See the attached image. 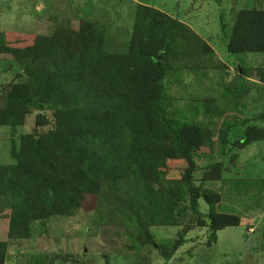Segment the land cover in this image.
I'll return each mask as SVG.
<instances>
[{"label":"rangeland","instance_id":"374dc122","mask_svg":"<svg viewBox=\"0 0 264 264\" xmlns=\"http://www.w3.org/2000/svg\"><path fill=\"white\" fill-rule=\"evenodd\" d=\"M142 9L152 12L141 16ZM87 23L101 32V55L115 59L121 69L117 81L123 95L131 92L130 83L149 67L146 53L139 52V38L154 37L156 32L164 35V26L172 25L167 42L174 44L161 60L164 74L155 88L151 105L155 103L156 111L147 129L158 137L194 125L204 135L201 157L195 159L190 180L185 177L187 162L173 159L162 167V178L153 175L142 183L141 174L133 173L128 186L123 183L118 191L108 183L105 171L89 164L81 171L71 161L58 169L63 194L59 214L45 222L32 221L27 238L8 239L10 217L17 214L13 196L21 194L22 182L29 198L42 196V161L56 168L52 152L74 155L78 143L101 148L102 144L85 138L70 142L68 127L59 116L64 107L54 100H62V94L45 84L32 90L31 73L17 61L47 51L55 31L74 33ZM24 83L29 87L15 93ZM22 93H33L26 98L27 105ZM80 104L72 105L76 116ZM101 111L108 114L107 108ZM263 113L264 0H0L4 264H264ZM136 133L144 135L142 128ZM250 139L256 141L248 143ZM122 141L128 143L126 134ZM37 148L41 154L26 161ZM16 154L26 156L25 172L18 176L9 173ZM115 156L118 152L110 157L112 162ZM93 182L99 192H83ZM151 182L154 196L166 203L171 197L174 224L153 222L165 214L158 211L162 204H139L135 208L140 220L147 217L149 224L140 236L125 222L131 210L119 205L125 196L135 198L134 192ZM191 188L216 200L199 197L197 214L190 208ZM119 191L127 194L121 199ZM49 197H54L52 192ZM211 214L235 217L238 224L213 236L208 228Z\"/></svg>","mask_w":264,"mask_h":264},{"label":"trees","instance_id":"16d2710c","mask_svg":"<svg viewBox=\"0 0 264 264\" xmlns=\"http://www.w3.org/2000/svg\"><path fill=\"white\" fill-rule=\"evenodd\" d=\"M151 10L142 9L141 16L151 14ZM172 27L170 24L164 26V35L155 33L154 37H140L137 46L140 47V53H146L145 56L149 62V67L143 69L142 73L130 83L131 92L127 95L122 94L121 83L117 78L121 75V69L116 65L115 59L105 58L100 52L102 44V35L100 31L94 32L90 24H85L78 32H69V30L59 29L51 36L50 48L35 57H21L17 61L22 64L26 72H30L31 80L34 79L33 89L35 86L45 84L62 94L61 104L64 109L60 111L65 127H68V134L72 137L70 142L76 139L90 140L98 144L94 147L91 144L78 143V149H75L74 155L62 154L61 151L51 153V159L55 161L56 168L51 167L45 161H42L41 172L45 189L42 196L38 199L29 198L25 183L15 182L20 185L21 194H17L12 204V209L17 213L10 217L7 238L24 239L29 233V225L32 221L45 222L52 216L59 214L61 208V179L59 178L60 170L73 161V165L79 167L81 171L85 170L86 164L93 166L96 170L100 169L107 173V181L119 190L123 183L129 184L133 173L141 174L142 183L150 179L153 175L162 178L161 169L168 160L183 159L187 162L186 179H192L196 169L195 159L201 157L199 149L201 147L204 135L199 132L198 128L185 127L182 130H170L169 134H160L161 136L153 137L147 129V121L153 112L156 111L155 103L151 105L156 98L155 88L158 81L163 77L164 68L162 59L167 54L169 46L172 43L167 42V31ZM174 40V39H173ZM237 52V51H234ZM157 57L159 58L157 60ZM44 74H48L44 77ZM103 77V79H101ZM40 80V81H39ZM21 88L16 87L15 93L25 91L29 85L21 84ZM33 93H22L24 101ZM66 94V95H65ZM158 99V97H157ZM30 103V100H26ZM81 102V110L76 116L72 113V105ZM107 108L108 114L101 110ZM59 111H57L58 114ZM264 116V113L262 114ZM142 128L144 135H137V130ZM132 129V133L129 131ZM73 130V133H72ZM129 133H128V132ZM126 134L127 142L122 141V136ZM171 139V144L168 140ZM256 141L250 139L248 143ZM245 143V144H248ZM72 146V143L69 144ZM81 146V147H80ZM46 147V146H45ZM43 147V149H45ZM41 149L34 150L27 157L29 161L35 154L40 153ZM118 152L115 161L110 157ZM16 164L9 168L10 174H24L23 160L25 155H14ZM44 157V156H43ZM45 158V157H44ZM46 158H49L48 156ZM50 159V158H49ZM23 162V163H22ZM19 164V165H18ZM145 169V170H144ZM24 178V175L23 177ZM8 180V178H7ZM151 182L141 192H134L136 197H124L121 202L122 208L131 210L132 214L127 217L129 226L138 230V234L146 229L149 225L147 217L141 222L139 209L135 208L139 204L154 203L158 206L162 204L161 209L164 211L158 219L153 222L159 224H174L172 220L171 197L166 203L160 197L154 196L151 191ZM112 190V189H111ZM114 191V190H112ZM116 191V192H117ZM52 192L54 197H49ZM83 192L97 194V182L86 186ZM127 192V191H126ZM126 192L119 191L121 199ZM205 195V196H204ZM204 197L209 202L215 201L209 195L201 194L196 188H191V210L195 213L198 211V198ZM135 202H134V201ZM137 203V204H136ZM156 211V212H158ZM155 212V213H156ZM32 217V218H30ZM156 216L154 215V218ZM210 233L237 226L238 222L235 217L225 215L209 216ZM147 231L143 234H146ZM142 234V236H143ZM16 236V237H15ZM18 237V238H17ZM150 237L149 233L148 236ZM181 241V240H180ZM179 243L173 246V251ZM7 242L0 241V264H4ZM167 257V256H165Z\"/></svg>","mask_w":264,"mask_h":264},{"label":"water","instance_id":"95a60500","mask_svg":"<svg viewBox=\"0 0 264 264\" xmlns=\"http://www.w3.org/2000/svg\"><path fill=\"white\" fill-rule=\"evenodd\" d=\"M159 58L157 57V60H158Z\"/></svg>","mask_w":264,"mask_h":264}]
</instances>
